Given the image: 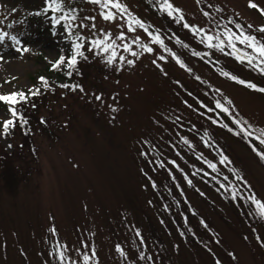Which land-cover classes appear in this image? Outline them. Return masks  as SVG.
<instances>
[{
    "label": "rangeland",
    "instance_id": "obj_1",
    "mask_svg": "<svg viewBox=\"0 0 264 264\" xmlns=\"http://www.w3.org/2000/svg\"><path fill=\"white\" fill-rule=\"evenodd\" d=\"M204 1V8L218 13L205 17L197 0L172 3L190 24L214 29L232 19L264 39L256 31L264 25L259 10L264 0H254L257 9L248 6L249 0ZM124 2L134 14L161 23L137 0ZM44 7L45 0H0V31L21 41L17 45L6 38L0 44V94L42 90L39 77L70 83L66 67L54 70L52 64L71 55L74 37L51 24V12L36 14ZM99 13L98 6H85L78 24L82 20L89 28L79 32L94 37L93 22L83 18L95 16L97 30L117 35V23L102 20ZM249 24L254 27L248 29ZM178 28L186 44L200 49L194 35ZM135 35L154 52L133 45L142 53L137 59L117 47L116 62L109 65L86 50L93 58L84 66L86 92H66L56 102L48 97V107L39 109L38 114L50 116L51 131L36 125V158L24 149L15 159L27 163L28 172L13 190L0 187V264H61L58 245L66 246L64 264H85V255L91 258L87 264H264V219L251 203L241 198L235 203L196 172L204 170L218 181L236 172L241 193L264 201V167L257 156L243 139L209 118V107L219 100L252 135H260L264 94L219 75L187 49L168 43L187 66L181 68L143 30L128 34L127 40ZM25 47L29 51H22ZM160 55L167 59L159 60ZM120 56L135 63L128 65ZM211 56L241 80H261L219 51L212 50ZM97 95L102 100H94ZM9 118V106L0 102V121ZM199 133L212 140L204 141ZM20 139L18 135L13 147ZM0 142L11 150L4 135ZM222 156L228 158L223 164Z\"/></svg>",
    "mask_w": 264,
    "mask_h": 264
},
{
    "label": "snow or ice",
    "instance_id": "obj_2",
    "mask_svg": "<svg viewBox=\"0 0 264 264\" xmlns=\"http://www.w3.org/2000/svg\"><path fill=\"white\" fill-rule=\"evenodd\" d=\"M200 0H197L199 3ZM89 3L97 5L100 8V18L104 21L110 23H117V27L121 29L117 35H114L111 31H106L103 28L97 30V26L95 24L96 17L89 16L83 19L92 21L90 28L93 32L97 33L94 37L89 38L83 36L82 34H77L73 30L81 29V28H89V25L81 22L79 24L76 23L80 17L76 14V9H73L68 6V0H45V7L42 11L37 12V15H47L51 12V24L60 26L64 29L65 33L70 37L75 36V39L71 42V55L64 56L61 55L53 64V69H59L62 66L66 67V75L71 77L73 75V69L77 66L80 58L86 59L85 57V46L87 45V51L93 52L97 56H101L103 60L112 65L116 62L117 58V47H122L125 52H129L132 56L137 59L140 57L142 53H138L134 50L133 45L139 46L143 50V52L152 53L154 52V48L150 46L149 43H145L142 40L140 35H135V37L128 41L127 37L130 33H136L137 29L143 30L146 33L147 37L150 39L151 44L159 45L161 48L168 53H170L171 57L175 60L177 64L181 68H186V64L180 57L173 52L171 49L167 48L164 43V39L160 35L159 31L153 32L150 31L149 26L145 21L136 16L128 7V5L124 2V0H89ZM155 4L158 5L159 10L166 13L167 16L172 17L176 23L182 24L185 29H188L192 32L194 36H198L200 43L205 44L207 48L219 51L221 53H225L227 55L235 57V59L241 63H247L249 66L253 67L255 70H258L261 74H264V39L253 34L250 31H245L244 26L236 23L234 20L229 19L227 23L223 21L217 23L215 28H205L199 25H193L187 22L185 16L183 14V10L176 7L172 0H155ZM250 8L257 9L259 6L254 2V0H249ZM261 14L264 15V9H259ZM205 17L211 16V13L205 11L203 13ZM118 21H123V23H118ZM228 24H233L235 30L233 28L228 27ZM248 29H252L254 26L249 24ZM126 29V30H125ZM256 31L264 34V25L256 28ZM9 38L14 44H20L21 41L17 36L12 35L9 36L8 32L0 31V44L5 42V39ZM119 42H122L118 44ZM176 42L181 44L183 47L187 48L188 45L184 44L179 38H177ZM238 45H242L243 47H239ZM229 49L230 51L225 52V49ZM250 50V51H249ZM22 51H29L28 48H23ZM209 55L211 53H208ZM192 55L194 56H202V54L198 51H193ZM159 60H166L167 57L164 55H160L158 57ZM119 60L122 62H126L128 65H133L135 63L132 59H127L124 56H120ZM153 63H156L154 60ZM188 71L191 72V69L188 68ZM221 75L225 77H229L230 79L237 81L240 84H244L246 87L260 91L264 93V88L258 87L256 84L240 80L238 77L221 70ZM40 82L42 83L45 89H49L51 85L48 83L45 77H39ZM59 87L64 89H70L72 91H76L79 89L83 91L81 85L78 84H60ZM41 94L40 88H30L27 93L24 91H14L7 94H0V102H3L9 106V119H4L0 121V135L7 136L10 134V130L15 128L18 124H27L28 121L24 118L23 114L20 111V106L29 102L30 97L38 96ZM96 100H102V97L97 95L95 97ZM228 104H231V101H228ZM32 107H35L33 104ZM111 107V106H110ZM216 108L220 109L224 113L230 114L229 107H226L219 100L216 101ZM112 111H117L115 107H112ZM209 111H213V109H209ZM43 123V118L41 120ZM216 122V121H213ZM234 123L237 125H242L240 131L247 136H251L252 132L248 131L247 127L243 126V122L240 120L234 119ZM238 135L240 133H237ZM257 140L260 141L261 144H264V130H261L260 135L256 137ZM185 143H188L185 140ZM11 147V145H9ZM261 159H264V152L258 153ZM226 156H222L220 162L223 164L227 161ZM209 167L215 169V164H209ZM191 183V181H188ZM233 198H236V193L233 192ZM251 205L254 206L256 213L264 219V201L258 199L255 194H250L245 197ZM51 231L53 233L56 232L55 228H52ZM139 235V233H137ZM118 247V250L123 254V250ZM65 248L66 246L57 247V257L60 260L61 264H64L65 260ZM93 255H95L93 251ZM143 256V254H142ZM85 264L91 259L88 255L83 257Z\"/></svg>",
    "mask_w": 264,
    "mask_h": 264
},
{
    "label": "trees",
    "instance_id": "obj_3",
    "mask_svg": "<svg viewBox=\"0 0 264 264\" xmlns=\"http://www.w3.org/2000/svg\"><path fill=\"white\" fill-rule=\"evenodd\" d=\"M137 1L140 4V6L147 13L150 14V16H152L154 18H158L161 23L155 25L153 22L150 21V19L140 17L137 14H135V15L146 22V24L149 26L150 31H153V32L159 31L160 35L164 39V43L167 46V48L171 49L170 48V45H171L172 47L174 46L176 48L178 46H180L184 49H187L191 53L193 51H198L202 54V56H197L198 59L203 60L206 64L211 66L219 75H221V70H223L222 65L218 61L213 59L211 54L210 55L208 54V53H211V51L213 49H209L206 47L205 44L200 43L198 36H195V45L198 46L200 49H196L194 46L188 45V42H187V45H188L187 48L183 47L181 44H178L176 42L177 38H179V40H181L184 44H186L184 42L185 40H182L180 38V36L178 35V31H179L178 27H183L182 24L176 23L172 17H169L166 15V13L160 11L158 5L155 4V0H137ZM198 4H199V6L203 12L207 11L209 13H218V11L213 9V8L210 11H208V9L204 8V6H208V4L204 0H200V2ZM68 6L73 8V9H76V14L81 19L83 16V11H84L85 6H97V5L89 3V0H68ZM99 12H100V8H99ZM261 17L264 20V15L261 14ZM80 19H78L76 21L77 24L80 21ZM228 27L233 28V30H235L233 24H228ZM73 31L77 32V34H81L79 32V29L78 30L74 29ZM188 32H189V35H193L191 31L188 30ZM73 37L75 39L74 35H73ZM238 46L243 47L242 45H238ZM228 51H230V50L226 48L225 52H228ZM223 54H225V53H223ZM225 55H227V54H225ZM227 56L229 58H231L232 60H234L237 64L238 63L241 64V62L237 61L235 59V57L230 56V55H227ZM85 57H87V58L86 59L80 58L77 66L75 67V69L72 70L73 75L71 77L66 75L67 70L64 71L66 78L69 77V80H70L69 85H72V82H75V84L82 86L83 91H80L79 89H77L76 91H73L75 93H80V92L85 93L86 92L85 86H86L87 79L84 76V72H85L84 66L93 61V58L89 55V53H87L86 49H85ZM242 64H244L248 69L257 72V74L261 77L260 78L261 80L258 81L259 85L258 84H256V85L258 87L264 88V85L260 86L264 83V74H261L258 70H255L253 67L249 66L246 62L242 63ZM54 70H57V69H54ZM227 78H229V77H227ZM202 83L205 86H207L209 92H211V93L215 92V90L212 86L208 85L205 82H202ZM49 84L51 85V87L49 89L43 88L41 90L40 95L30 97L28 103H25L22 106H20V111L23 114L24 118L28 121V123L27 124H22V123L18 124L15 128L10 130L9 135L4 136L5 139L6 138L8 139V143H9V145H11V150H8L7 146L2 145L0 142V187H4L7 190H13L16 187V185L18 184V182L21 180V178L24 176V174L28 172L29 165L27 163L17 164V163H15V159L21 156L24 149L27 150L29 153L32 154L33 157L36 158V145L34 144V141L32 139V134H33V131H34L36 125L37 124L41 125L42 129L47 131V132L51 131L49 129L50 123L52 122L50 116L38 114L39 109L44 104H45V106L48 107V105H46L48 97H54L53 101L56 102V100H55V99H57L56 97L64 96L66 94V92L70 93V91H72L70 89H64V88L59 87L60 84H66V83L54 81V82H51ZM242 85L245 86L244 84H242ZM258 92H260V91H258ZM90 98H92V96H90ZM94 100H95V97H94ZM216 101L217 100H215L213 102V105L211 107H209V109H213V111L210 112V116H209L210 121L213 124L219 123V124L225 126L222 128L227 130L229 133H231L235 138H237L239 140L243 139L242 141L248 146V149L254 155L257 156V159L259 160L260 164L264 167V159H261L260 155H258V153H261V151H264V148L260 147L259 144L257 143V142H260L259 140L256 139V137L259 135L254 134L251 136H247L244 133H242L240 131L242 125H237L236 123H234V116L231 113L230 114L224 113L220 109L216 108ZM33 104L35 105V107H32ZM202 104H204V103L202 102ZM42 118L44 121L43 123L41 122ZM213 121H216V122H213ZM237 133H240V134L238 135ZM199 134L204 141L212 140L207 135H204L202 133H199ZM18 135H20L21 139L18 142V144L16 145V147H13L14 146L13 142L15 139H17ZM254 139H256V140H254ZM262 145L264 146V144H262ZM196 172L203 180L207 181L208 183H213V181H214L215 185L218 184L220 186V187H218V189L220 188L219 191L222 193V195H225L227 198L232 199L235 203H237L238 198H241L244 201V203H246L247 205L250 203L245 198L248 195H250V193L244 191L246 193V195H243L241 193V191H243L244 189L236 187V185L243 186L241 180H240V182L238 181L240 178L236 174V172H229L230 175L229 176L225 175L226 178H223V179L221 178V179H219L220 181L215 180V178H211L210 176H208L206 174V171H204V170H198L197 169ZM234 182L236 184H234ZM233 192L236 193L235 199L233 198ZM51 253H54V252L51 250ZM22 255H23V253H22Z\"/></svg>",
    "mask_w": 264,
    "mask_h": 264
}]
</instances>
